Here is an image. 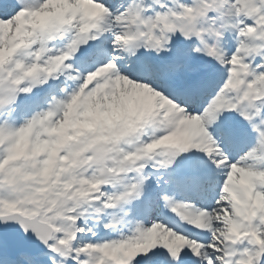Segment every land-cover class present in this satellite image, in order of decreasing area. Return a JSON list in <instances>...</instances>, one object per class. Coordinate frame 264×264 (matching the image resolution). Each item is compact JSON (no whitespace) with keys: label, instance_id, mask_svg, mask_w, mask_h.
I'll list each match as a JSON object with an SVG mask.
<instances>
[{"label":"snow or ice","instance_id":"obj_1","mask_svg":"<svg viewBox=\"0 0 264 264\" xmlns=\"http://www.w3.org/2000/svg\"><path fill=\"white\" fill-rule=\"evenodd\" d=\"M0 264H264V0H0Z\"/></svg>","mask_w":264,"mask_h":264}]
</instances>
